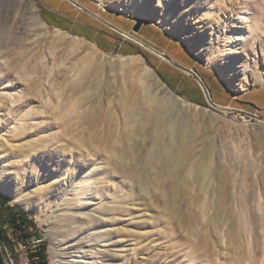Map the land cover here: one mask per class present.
<instances>
[{
	"label": "rangeland",
	"instance_id": "obj_1",
	"mask_svg": "<svg viewBox=\"0 0 264 264\" xmlns=\"http://www.w3.org/2000/svg\"><path fill=\"white\" fill-rule=\"evenodd\" d=\"M31 1L37 29L22 0L0 16L5 264H30L33 241L48 264L52 246L85 264H264V0ZM89 44L140 56L191 107L149 113L131 64L95 87ZM8 207L40 237L21 243Z\"/></svg>",
	"mask_w": 264,
	"mask_h": 264
},
{
	"label": "bare ground",
	"instance_id": "obj_2",
	"mask_svg": "<svg viewBox=\"0 0 264 264\" xmlns=\"http://www.w3.org/2000/svg\"><path fill=\"white\" fill-rule=\"evenodd\" d=\"M6 3L3 4L4 7L0 9V16L4 18V21L7 22L10 18L11 13V5L16 0H5ZM8 1V2H7ZM12 1V2H11ZM25 4H32L31 7V14H32V25L34 28H38L39 23V16L37 15V9L35 5H33V2L31 0H22ZM19 3V2H18ZM18 6V5H17ZM18 8V7H17ZM13 13V11H12ZM36 16V17H35ZM41 22V21H40ZM47 22V21H46ZM42 25L45 26V24L42 23ZM47 26V25H46ZM262 27V26H261ZM60 30H55L56 35H65ZM262 33V32H261ZM83 41V40H81ZM78 44V43H77ZM90 53L88 54L87 60L85 61L86 69L84 73L89 74L90 76H95L96 79V85H100L102 83V74L104 71V67L109 66H127V64L134 65L137 69V72L139 74L138 76V84L142 87V93H143V100L146 103L148 112H153L155 107H164L166 103H174L175 101L180 103L185 108H190L192 103L184 98L177 97L157 76V74L143 61V59L140 56H134V57H113L112 59H107L105 57V53L100 52L94 44H89ZM100 52L105 58L97 56V53ZM218 55L221 56L222 53L218 50ZM110 56V55H108ZM116 58V60L114 59ZM82 74L81 70L74 73L75 77L78 78V76ZM165 104V105H164ZM264 122V121H263ZM262 122V123H263ZM173 127L169 126L168 129L172 130ZM185 131V129H184ZM194 147H190L187 150H192ZM187 152V151H186ZM79 208V207H78ZM73 208L68 209V218L72 213H74ZM78 215H75L74 217H77ZM41 240V239H40ZM40 243V241H38ZM39 245V244H38ZM77 251V250H76ZM76 251H68L69 253L67 255H61V251L59 249H55L54 246L50 248L49 256H50V264H85V262L77 261L76 258L79 256L76 255ZM80 253V250H78ZM63 254V253H62ZM66 258H68L66 260Z\"/></svg>",
	"mask_w": 264,
	"mask_h": 264
},
{
	"label": "trees",
	"instance_id": "obj_3",
	"mask_svg": "<svg viewBox=\"0 0 264 264\" xmlns=\"http://www.w3.org/2000/svg\"><path fill=\"white\" fill-rule=\"evenodd\" d=\"M0 204L1 205L6 204V199L1 196H0ZM9 210L11 214H9L8 223L12 225V227L16 231L22 234L20 236L21 243H25L29 239L35 240L36 238L40 237L35 229L33 232L26 233L27 228L29 227L32 228L33 225L31 221L27 220V215L25 213H22L18 209H15L13 207H10ZM8 243L9 242L7 241V238L3 235L2 230L0 229V264H5L4 259H3L4 252L1 249V246L6 248V244L9 245ZM27 257L29 259L30 264H48L46 247L43 243L33 247L32 249H28Z\"/></svg>",
	"mask_w": 264,
	"mask_h": 264
},
{
	"label": "crops",
	"instance_id": "obj_4",
	"mask_svg": "<svg viewBox=\"0 0 264 264\" xmlns=\"http://www.w3.org/2000/svg\"><path fill=\"white\" fill-rule=\"evenodd\" d=\"M64 1H65V0H64ZM70 1L74 2V4H75V3H76V4L78 3V2H77L78 0H70ZM62 3H63V2L61 1V4H62ZM52 11H53V10H52ZM49 12H51V11H49ZM165 47H166V46H165ZM159 53H160V52H159ZM193 74L195 75L194 72H193ZM196 74H197V73H196ZM197 75H198V74H197ZM198 77H199V76H198ZM198 79H199V78H198ZM200 79H201V78H200ZM200 79H199V80H200ZM189 80H190L191 82H193V83H194V82L197 83V82L195 81V79H189ZM201 81H202V80H201ZM195 83H194V84H195ZM203 84H204V83H203Z\"/></svg>",
	"mask_w": 264,
	"mask_h": 264
},
{
	"label": "water",
	"instance_id": "obj_5",
	"mask_svg": "<svg viewBox=\"0 0 264 264\" xmlns=\"http://www.w3.org/2000/svg\"><path fill=\"white\" fill-rule=\"evenodd\" d=\"M140 26H141V22H137L136 25H134V27H133V31H135V32L138 31Z\"/></svg>",
	"mask_w": 264,
	"mask_h": 264
},
{
	"label": "built area",
	"instance_id": "obj_6",
	"mask_svg": "<svg viewBox=\"0 0 264 264\" xmlns=\"http://www.w3.org/2000/svg\"><path fill=\"white\" fill-rule=\"evenodd\" d=\"M125 38H127V37L125 36ZM36 242H38V241H33V246L34 247L38 245V244H36Z\"/></svg>",
	"mask_w": 264,
	"mask_h": 264
}]
</instances>
